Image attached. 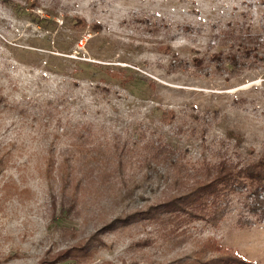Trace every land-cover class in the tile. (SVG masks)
<instances>
[{
	"label": "rangeland",
	"instance_id": "374dc122",
	"mask_svg": "<svg viewBox=\"0 0 264 264\" xmlns=\"http://www.w3.org/2000/svg\"><path fill=\"white\" fill-rule=\"evenodd\" d=\"M236 24L264 36V0H0V264H189L207 240L264 264L237 197L218 226L104 230L161 199L118 200L153 140L191 166L263 153L264 62L213 71Z\"/></svg>",
	"mask_w": 264,
	"mask_h": 264
},
{
	"label": "trees",
	"instance_id": "16d2710c",
	"mask_svg": "<svg viewBox=\"0 0 264 264\" xmlns=\"http://www.w3.org/2000/svg\"><path fill=\"white\" fill-rule=\"evenodd\" d=\"M80 22L85 24L82 19ZM219 44L221 48L211 54L215 65L213 71L226 74L228 79L264 62V36L253 30L250 24H236L224 30L222 37L219 36ZM194 59L198 67H204L203 58ZM177 61L178 65L183 62L181 58L175 63ZM101 155L105 157L104 153ZM139 162L145 172L140 178L137 175L131 177L132 187L123 190L118 200L133 201L140 198L141 192L156 189L162 190L161 199L125 217L116 216L104 230L129 225L135 219L151 223L165 221L175 229L195 220L218 226L233 209L235 197L242 208L238 220L240 225L252 226L264 221V151L249 162L222 156L215 161L203 158L191 166L183 151L166 142L153 140L146 146ZM136 190L139 191L137 194ZM205 242L190 254L189 264L247 263L243 255L221 249L213 240ZM216 250L221 251L220 254L214 255Z\"/></svg>",
	"mask_w": 264,
	"mask_h": 264
}]
</instances>
